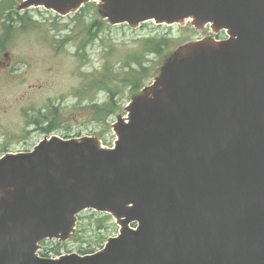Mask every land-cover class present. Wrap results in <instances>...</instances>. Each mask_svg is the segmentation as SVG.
<instances>
[{
  "label": "water",
  "instance_id": "1",
  "mask_svg": "<svg viewBox=\"0 0 264 264\" xmlns=\"http://www.w3.org/2000/svg\"><path fill=\"white\" fill-rule=\"evenodd\" d=\"M62 15L90 0H20ZM112 23L210 22L96 137H46L0 158V264H264V0H100ZM121 230L94 254L37 255L81 211ZM137 222V228L130 227Z\"/></svg>",
  "mask_w": 264,
  "mask_h": 264
},
{
  "label": "rangeland",
  "instance_id": "2",
  "mask_svg": "<svg viewBox=\"0 0 264 264\" xmlns=\"http://www.w3.org/2000/svg\"><path fill=\"white\" fill-rule=\"evenodd\" d=\"M3 1L0 0V155L30 150L50 134L45 133V127L54 128L52 133L60 135L97 137L103 146H111L116 138L113 123L127 116L129 101L148 88L167 64L168 55L151 52L149 37L159 39L172 27V40L168 42L169 47L174 46L171 55L192 33L196 38L216 35L207 25L194 27L191 20L173 26L152 22L138 27L115 25L100 12V2H88L77 13L59 16L38 6L16 15L9 8L1 9ZM140 67L147 68V75L141 79L144 87L136 91L130 81L141 77L132 72H139ZM97 218L90 209L81 212L78 229L85 227L86 233L82 232L80 239L76 231L74 240L61 247L60 253H78L86 245L85 240L90 241V232L95 236ZM102 225L104 236L119 232L114 219ZM47 244L50 242L42 245V251L55 247ZM49 256L54 255L50 252Z\"/></svg>",
  "mask_w": 264,
  "mask_h": 264
},
{
  "label": "trees",
  "instance_id": "3",
  "mask_svg": "<svg viewBox=\"0 0 264 264\" xmlns=\"http://www.w3.org/2000/svg\"><path fill=\"white\" fill-rule=\"evenodd\" d=\"M7 1V0H6ZM12 2V6L10 7H13L15 6V0H11ZM8 4L10 5V3L8 2ZM97 24V22H96ZM171 33H168L167 35H162L163 37L161 38H157L158 36L156 37H149L150 39V50L151 52H155L157 54H169V52L174 48L173 47H169V41L172 40L170 39V36ZM140 66H142V63H139ZM132 72H136L137 75L139 74L141 77H136L135 79H137L136 82L134 81H130V83L132 84L133 88L136 90V91H139L140 89H142V87L144 86L143 83H142V77L147 75V68L146 67H140V70L139 72L136 70V69H133ZM153 76V73L150 74V77ZM113 95L114 94H111L112 98H113ZM98 216L96 222H95V229H94V232H95V236H92V233L90 232V241H87L85 240L86 242V245L83 247H80L79 248V252L80 253H83V254H87V253H91V252H94L96 249L100 248L104 242L106 241V239L108 238L107 235L104 236V233H103V228L104 226L102 225V222L104 221H109L111 222V217L109 215H102V214H96ZM81 229H79V232L80 235H79V238L82 239L83 237V234L82 232H85L86 233V229L85 227H82L80 226ZM84 233V235H85ZM63 245L62 244H57L54 248L51 249V251H53L55 254H60V249ZM44 254V253H43ZM45 255V254H44Z\"/></svg>",
  "mask_w": 264,
  "mask_h": 264
},
{
  "label": "flooded vegetation",
  "instance_id": "4",
  "mask_svg": "<svg viewBox=\"0 0 264 264\" xmlns=\"http://www.w3.org/2000/svg\"><path fill=\"white\" fill-rule=\"evenodd\" d=\"M40 128V126H38V129Z\"/></svg>",
  "mask_w": 264,
  "mask_h": 264
}]
</instances>
